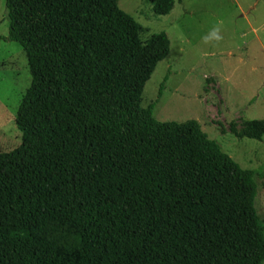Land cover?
<instances>
[{"label":"trees","instance_id":"1","mask_svg":"<svg viewBox=\"0 0 264 264\" xmlns=\"http://www.w3.org/2000/svg\"><path fill=\"white\" fill-rule=\"evenodd\" d=\"M147 1L158 16L172 9ZM117 2L4 0L0 42L22 49L30 84L21 143L0 153V264H263L256 173L196 121L140 107L169 40L154 35L142 55ZM263 134L264 120L237 136Z\"/></svg>","mask_w":264,"mask_h":264},{"label":"rangeland","instance_id":"2","mask_svg":"<svg viewBox=\"0 0 264 264\" xmlns=\"http://www.w3.org/2000/svg\"><path fill=\"white\" fill-rule=\"evenodd\" d=\"M117 5L137 23L142 55L154 35L164 33L169 40L168 56L145 83L140 107L153 105L158 122L196 121L222 152L254 171V205L264 222V134L260 141L237 136L250 122L264 120V0H172L164 16L155 15L147 0ZM6 34L0 0V36ZM125 71L135 77L139 63ZM29 84L22 49L1 41L0 153L21 143L14 119Z\"/></svg>","mask_w":264,"mask_h":264}]
</instances>
